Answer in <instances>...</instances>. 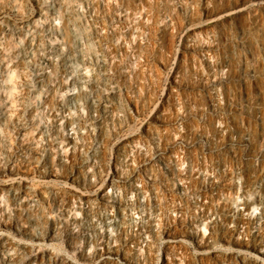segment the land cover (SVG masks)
<instances>
[{
  "label": "rangeland",
  "instance_id": "obj_1",
  "mask_svg": "<svg viewBox=\"0 0 264 264\" xmlns=\"http://www.w3.org/2000/svg\"><path fill=\"white\" fill-rule=\"evenodd\" d=\"M0 264H264V0H0Z\"/></svg>",
  "mask_w": 264,
  "mask_h": 264
}]
</instances>
